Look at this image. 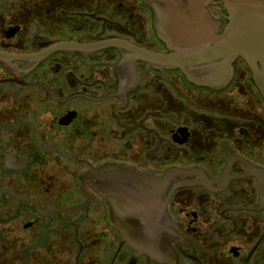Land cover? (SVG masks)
Masks as SVG:
<instances>
[{
	"label": "flooded vegetation",
	"instance_id": "obj_1",
	"mask_svg": "<svg viewBox=\"0 0 264 264\" xmlns=\"http://www.w3.org/2000/svg\"><path fill=\"white\" fill-rule=\"evenodd\" d=\"M151 1L0 0V264H264V95L241 57L214 88L141 56L171 53ZM137 174L164 183L165 261L112 213Z\"/></svg>",
	"mask_w": 264,
	"mask_h": 264
},
{
	"label": "water",
	"instance_id": "obj_2",
	"mask_svg": "<svg viewBox=\"0 0 264 264\" xmlns=\"http://www.w3.org/2000/svg\"><path fill=\"white\" fill-rule=\"evenodd\" d=\"M220 2L228 20L222 33H218L221 25L208 9L214 0H152L150 6L154 12L155 27L171 53L157 55L140 51V54L144 58L160 61L157 63L180 67L190 80L214 88L222 87L229 81L232 63L241 57L251 66L264 95V0ZM113 45H118V41L84 44L68 40L54 42L49 50H95ZM117 170L125 175L130 171L127 168ZM96 175L98 173L88 174L84 182ZM142 178L140 174L133 179L117 177L121 186L117 203L112 204V213L124 241L137 251L136 257L146 254L152 259L165 261L168 250L174 251L171 241L176 232L169 220L166 202L158 199L164 183ZM131 186L134 188L131 189ZM164 218L172 226H163Z\"/></svg>",
	"mask_w": 264,
	"mask_h": 264
},
{
	"label": "rangeland",
	"instance_id": "obj_3",
	"mask_svg": "<svg viewBox=\"0 0 264 264\" xmlns=\"http://www.w3.org/2000/svg\"><path fill=\"white\" fill-rule=\"evenodd\" d=\"M11 259H13V258H11ZM72 262H73V260H72Z\"/></svg>",
	"mask_w": 264,
	"mask_h": 264
}]
</instances>
